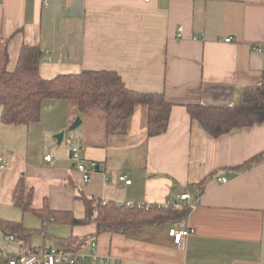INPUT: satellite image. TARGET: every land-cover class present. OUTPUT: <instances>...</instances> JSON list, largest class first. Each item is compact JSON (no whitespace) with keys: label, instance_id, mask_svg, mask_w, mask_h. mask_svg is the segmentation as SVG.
Masks as SVG:
<instances>
[{"label":"crops","instance_id":"obj_1","mask_svg":"<svg viewBox=\"0 0 264 264\" xmlns=\"http://www.w3.org/2000/svg\"><path fill=\"white\" fill-rule=\"evenodd\" d=\"M24 42L42 50L43 78L113 70L128 88L162 92L171 110L162 134L147 136L144 106L135 108L125 132L107 134L99 113L95 121L75 113L69 100L45 98L37 121H0L2 170L11 186L24 177L40 195L36 206L47 196L52 208L75 212L78 201L77 217L84 210L79 191L117 205L162 204L188 191L185 218L102 233L98 252L119 264H264V157L237 170L264 153V122L213 137L186 110L189 103L238 105L245 86L264 81V0H48L46 6L42 0H0V56L5 49L7 69L15 68ZM77 115L82 122L67 138L81 148L83 160L99 167L88 182L73 165L67 138L65 145L55 135L52 142L61 131L65 138ZM19 145L23 160L17 159ZM220 177L227 181L219 183ZM174 225L195 230L181 248L167 233ZM72 228L79 236L94 233V224ZM23 251L20 240H5L0 230V264Z\"/></svg>","mask_w":264,"mask_h":264},{"label":"trees","instance_id":"obj_2","mask_svg":"<svg viewBox=\"0 0 264 264\" xmlns=\"http://www.w3.org/2000/svg\"><path fill=\"white\" fill-rule=\"evenodd\" d=\"M42 50L37 45L24 42L17 64L13 70L7 69V53L0 56V120L7 125H27L40 118L41 103L45 98L69 100L75 103L81 114L98 112L104 119L107 134L123 133L127 129L130 116L139 105L146 107L145 130L147 136L166 131L171 103L162 92H142L128 88L122 78L113 70H81L77 73H61L51 78H43L39 73ZM186 110L191 119L196 120L211 136L218 137L233 128L250 126L264 122V81L245 86L241 103L238 105H208L189 103ZM264 157L260 153L237 167L246 169L259 163ZM35 192L24 177H20L12 190V203L23 212H32L41 220L40 228H31L20 220L0 218V230L12 234L20 240L24 250L47 247L31 246V236L38 232L43 239L52 238L55 247L79 249L98 235L123 233L133 228L149 227L162 223H176L186 217L190 208L169 207L157 204L133 206L125 203L117 205L88 197L79 191L76 199L82 202L83 215L77 217L72 210L54 209L44 196L39 205L34 204ZM50 221L67 222L74 225L94 224L91 235H71L67 238L50 236L46 224Z\"/></svg>","mask_w":264,"mask_h":264},{"label":"built area","instance_id":"obj_3","mask_svg":"<svg viewBox=\"0 0 264 264\" xmlns=\"http://www.w3.org/2000/svg\"><path fill=\"white\" fill-rule=\"evenodd\" d=\"M144 3H149L152 0H142ZM43 5L48 4V0H42ZM182 27L179 26L178 30L181 31ZM180 35L179 33L177 34ZM225 42H230L231 37H226ZM66 142L70 144V158L74 167L81 172L82 180L88 182L91 174L96 170L95 163L87 162L80 156V147L77 144L71 142V139L67 138ZM44 160L53 163V157L50 154L44 156ZM5 160L0 156V171L4 168ZM118 179L124 181L126 184H130L131 180L126 178V174H120ZM219 183H225L227 180L224 177L217 178ZM189 192L185 191L178 195L177 200H167L162 204H157V207L167 209L173 207L174 209H181L184 206H188ZM104 202V201H103ZM125 205L128 208L133 206L143 207L145 204H134L126 202ZM195 232L192 227H180L171 226L167 233L171 238L172 243L181 248L187 237ZM5 240H13L15 238L12 234H4ZM119 264V261L110 255H101L97 249V241L92 238L88 241L86 246L79 249H68L64 247L48 246L43 248H36L35 250L26 249L16 256L10 257L6 264Z\"/></svg>","mask_w":264,"mask_h":264},{"label":"rangeland","instance_id":"obj_4","mask_svg":"<svg viewBox=\"0 0 264 264\" xmlns=\"http://www.w3.org/2000/svg\"><path fill=\"white\" fill-rule=\"evenodd\" d=\"M140 106H143V105H139L137 108H140ZM75 107H74V112L75 113H78V114H81L77 110V108H75ZM64 110H67V108L65 107ZM97 113L98 112L91 114V116L95 117V119H94L95 121L97 120ZM40 115H41V111H40ZM77 117H80V116L79 115L75 116V119ZM50 122H51V120H50V118L48 116L47 119H46V121H44V123L43 122L42 123L45 124V125L47 123V126H48L50 124ZM71 124H69L66 127V129H65V138L62 140V143H61L63 145H65V143H66L65 142V139L67 137L72 138L73 132H71V130H68V128L71 126ZM3 130L4 129H2L0 131V133ZM54 135H56V133L52 135V142L53 143L56 142L53 139V136ZM0 141H4V138L2 136H0ZM66 144H68V143H66ZM17 149H19L20 155H19L18 158L17 157L16 158L18 160L19 159L20 160H23L24 159V150L21 149L20 145L18 146ZM13 161H15V160L13 159ZM4 167H5V165H4ZM5 172H7V171L6 170L0 171V218H4L5 219V218H8L9 217L8 219H11L12 217H19L18 220L22 221L24 223V225L26 224L25 226L30 225L31 228H40L41 227V220H40L39 217H37L32 212H23V211H21V209L15 207L13 205V203H12V190H13V188H14V186L16 184L14 186H11V184H10L11 181H10V179H7V177L4 174ZM40 199H41L40 198V195L37 194L34 197V204H36L37 202H39ZM77 202L75 203V212H74L76 216L80 215L79 214L80 212H78V210H79V207L81 208V204L79 202L78 203ZM72 227L73 226L71 224L67 223V222L60 223V222H52V221H50V222H48L46 224V231H47V233L50 236H57V237L67 238V237H69L71 235H75L74 233H76V231H74ZM42 241L45 242L46 244H52V238L47 237V238L43 239V236L40 233H38V232H35L31 236V242H32V244L40 245Z\"/></svg>","mask_w":264,"mask_h":264},{"label":"water","instance_id":"obj_5","mask_svg":"<svg viewBox=\"0 0 264 264\" xmlns=\"http://www.w3.org/2000/svg\"><path fill=\"white\" fill-rule=\"evenodd\" d=\"M82 122V119L80 117H77L73 123L71 124V126L68 128V130H73L75 128H77ZM64 136V131H61L59 133H57L54 137L57 140V143H60L63 139ZM99 168L98 166H95V169Z\"/></svg>","mask_w":264,"mask_h":264}]
</instances>
